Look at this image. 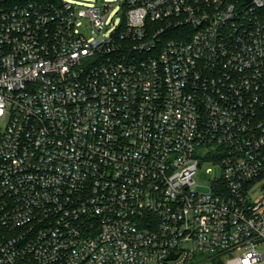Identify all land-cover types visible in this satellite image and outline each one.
<instances>
[{
  "label": "built area",
  "instance_id": "built-area-1",
  "mask_svg": "<svg viewBox=\"0 0 264 264\" xmlns=\"http://www.w3.org/2000/svg\"><path fill=\"white\" fill-rule=\"evenodd\" d=\"M118 1L0 0V264H264V0Z\"/></svg>",
  "mask_w": 264,
  "mask_h": 264
},
{
  "label": "rangeland",
  "instance_id": "rangeland-1",
  "mask_svg": "<svg viewBox=\"0 0 264 264\" xmlns=\"http://www.w3.org/2000/svg\"><path fill=\"white\" fill-rule=\"evenodd\" d=\"M78 8H90L94 6H100L102 9L108 8L105 12L106 27L104 32L106 35L114 31L116 26H119L123 20V9L118 0H70ZM76 31L84 34L87 37L100 36L98 33L94 32L91 26L90 18L83 17L80 18L76 25ZM176 37V33L173 34ZM222 168L220 163L214 161H204L201 166H199L195 179L198 184L200 191L209 190V186L217 179L222 177ZM203 256H206L203 255Z\"/></svg>",
  "mask_w": 264,
  "mask_h": 264
}]
</instances>
